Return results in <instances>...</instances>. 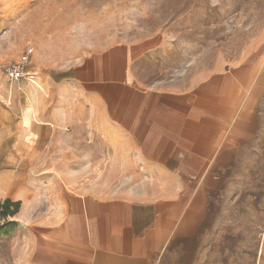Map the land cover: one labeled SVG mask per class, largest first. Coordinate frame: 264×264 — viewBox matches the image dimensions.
Masks as SVG:
<instances>
[{"label": "crops", "instance_id": "crops-1", "mask_svg": "<svg viewBox=\"0 0 264 264\" xmlns=\"http://www.w3.org/2000/svg\"><path fill=\"white\" fill-rule=\"evenodd\" d=\"M145 52L6 81L0 205L20 202L27 264H264V56L165 91L136 77Z\"/></svg>", "mask_w": 264, "mask_h": 264}, {"label": "rangeland", "instance_id": "rangeland-1", "mask_svg": "<svg viewBox=\"0 0 264 264\" xmlns=\"http://www.w3.org/2000/svg\"><path fill=\"white\" fill-rule=\"evenodd\" d=\"M118 43L146 49L134 68L145 86L183 91L248 55L264 56V0H0V101L3 69L28 46L29 68L59 79ZM7 223L15 226L0 235V264H27V231L12 217L0 228Z\"/></svg>", "mask_w": 264, "mask_h": 264}, {"label": "built area", "instance_id": "built-area-1", "mask_svg": "<svg viewBox=\"0 0 264 264\" xmlns=\"http://www.w3.org/2000/svg\"><path fill=\"white\" fill-rule=\"evenodd\" d=\"M33 48L26 47L18 59L8 63L3 69V78L7 82H30L34 83L33 76L29 71V64L33 56Z\"/></svg>", "mask_w": 264, "mask_h": 264}, {"label": "trees", "instance_id": "trees-1", "mask_svg": "<svg viewBox=\"0 0 264 264\" xmlns=\"http://www.w3.org/2000/svg\"><path fill=\"white\" fill-rule=\"evenodd\" d=\"M20 209V202H12L10 200L4 201L0 205V219H5L7 217H14ZM6 226L8 227L7 230H4V228H0V235H7L11 232H13V227L15 224L11 225L10 223H7Z\"/></svg>", "mask_w": 264, "mask_h": 264}]
</instances>
